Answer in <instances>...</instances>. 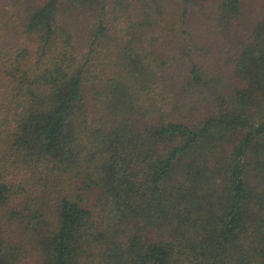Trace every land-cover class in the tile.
I'll return each mask as SVG.
<instances>
[{"label":"trees","instance_id":"trees-1","mask_svg":"<svg viewBox=\"0 0 264 264\" xmlns=\"http://www.w3.org/2000/svg\"><path fill=\"white\" fill-rule=\"evenodd\" d=\"M1 6L0 264H264V16Z\"/></svg>","mask_w":264,"mask_h":264},{"label":"rangeland","instance_id":"rangeland-1","mask_svg":"<svg viewBox=\"0 0 264 264\" xmlns=\"http://www.w3.org/2000/svg\"><path fill=\"white\" fill-rule=\"evenodd\" d=\"M5 3V0H0V12H1V4ZM242 13L244 14V19L247 22H251L253 21L255 18H257V16L263 17L264 16V5L263 4H258L256 0H242ZM3 19H5V21H2ZM73 20H75L74 18H72V22H71V26H73V30L74 28V24H73ZM7 24L5 27L3 26V24ZM16 21L12 18H10L9 14L6 11H2V13H0V38H3V34L6 36L7 32L11 29L12 33L14 32V26ZM4 30H7L4 31ZM81 31L79 30V28L77 29V32ZM12 36L10 35V38ZM8 37L5 38L9 39L8 41L13 42L14 40L10 39ZM4 40V41H5ZM4 41L0 40V43H3ZM162 56H166L168 55L167 52L161 53Z\"/></svg>","mask_w":264,"mask_h":264}]
</instances>
